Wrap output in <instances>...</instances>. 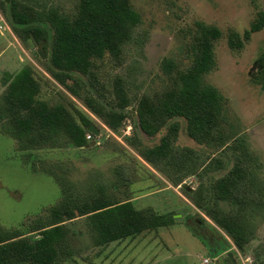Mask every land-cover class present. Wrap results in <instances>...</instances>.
I'll return each mask as SVG.
<instances>
[{
    "label": "trees",
    "instance_id": "1",
    "mask_svg": "<svg viewBox=\"0 0 264 264\" xmlns=\"http://www.w3.org/2000/svg\"><path fill=\"white\" fill-rule=\"evenodd\" d=\"M7 3L13 28L23 40L31 39L35 44L46 41V71L113 132L119 133L128 117H133L135 133L139 130L155 137L166 131L152 146L138 136L125 138L174 186L182 185L191 175L207 181V185L200 183L196 189L184 186L183 190L237 248L244 250L255 234L252 218L264 213V183L256 174L255 156L247 140L228 128L227 99L206 80L217 67L215 44L222 31L197 22L187 49L188 63L166 58L162 69L169 83L155 92H140L128 77L101 68L107 57L121 64L127 46L136 40L142 16L131 0H76L74 8L48 0ZM0 4L6 10L4 3ZM262 29L264 13L243 36L231 34L230 47L244 48L253 33ZM3 83L0 132L15 139L16 150L33 172L55 178L62 196L57 205L29 218L19 228L0 226V264H56L72 257L75 251L70 237L75 233L70 223L79 220H83L92 244L98 247L176 222L174 211L161 213L153 207L136 205L130 190L131 176L127 174L131 168L119 166L116 180L96 171L80 183L64 159L52 162L48 158L70 147H92L95 141L88 135H96L89 128L98 126L74 100L64 96L51 103L43 98L42 82L32 65H25L16 74L7 72ZM179 118L185 119L188 135L198 144L231 153L234 165L227 174L212 178V172L224 166L222 159L176 144L182 128ZM222 201L231 205L230 211L220 207ZM197 220V225L205 223L203 217ZM37 233L39 236H33ZM229 254L227 259L233 264Z\"/></svg>",
    "mask_w": 264,
    "mask_h": 264
},
{
    "label": "rangeland",
    "instance_id": "2",
    "mask_svg": "<svg viewBox=\"0 0 264 264\" xmlns=\"http://www.w3.org/2000/svg\"><path fill=\"white\" fill-rule=\"evenodd\" d=\"M1 2L6 10L0 4V25L3 26L0 30V97L5 90L3 78L6 73L16 74L25 65H32L42 82L43 98L51 103L64 96L74 100L78 107L92 115L100 130L95 137L88 135L95 141L92 147H70L63 154L57 151L48 158L52 162L57 158L64 159L73 171V178L80 183L96 171H100L106 179L116 180V169L127 166L131 168L127 172L132 180L130 190L139 208L153 207L161 213L174 211L175 215H180L173 225L146 231L105 247L92 244L83 220L72 222L70 225L75 234L71 235L70 242L75 254L62 258L56 264H230L227 259L229 253L234 255L236 264H264V213L252 218L255 234L249 244L244 250L237 248L232 238L206 211L197 208L183 190L184 186L196 189L200 183L207 185V181L201 182L197 175H191L185 178L182 185L174 186L164 173L146 162L125 138L138 136L152 146L166 131L155 137H148L139 130L135 133L133 117H128L121 131L113 132L81 100L51 77L46 71L48 52L42 59L37 44L31 39L23 40L15 32L7 0ZM48 2L74 8L76 0ZM131 2L142 16L136 40L127 46L121 64L112 63L107 57L101 65L102 70L128 77L140 92L158 91L170 81L162 69L166 58L188 63L187 49L197 22L217 26L222 31L215 44L217 67L206 76V80L227 99L228 128L247 140L255 156L256 174L264 183V29L253 33L240 50H234L229 45L231 34L243 36L264 13V0ZM177 121L182 127L177 145L195 148L224 162L221 169L212 172V178L217 179L232 169L234 158L229 151L198 144L188 135L185 119ZM61 196V187L55 178L44 172H33L16 150L15 139L0 132V226L19 228L29 218L43 215L57 205ZM220 203L222 209L230 211L228 202ZM198 217H203L205 223L197 225Z\"/></svg>",
    "mask_w": 264,
    "mask_h": 264
},
{
    "label": "water",
    "instance_id": "3",
    "mask_svg": "<svg viewBox=\"0 0 264 264\" xmlns=\"http://www.w3.org/2000/svg\"><path fill=\"white\" fill-rule=\"evenodd\" d=\"M46 41H42V42H37V46H38V52L40 54V56L42 57V59H45L47 54L44 48V44ZM89 130L94 133L95 135H99L100 134V130L98 129V127H96L95 125H92ZM180 215H175V219L178 221ZM230 258L233 261V264H236V259L234 258V255L232 253L229 254Z\"/></svg>",
    "mask_w": 264,
    "mask_h": 264
},
{
    "label": "built area",
    "instance_id": "4",
    "mask_svg": "<svg viewBox=\"0 0 264 264\" xmlns=\"http://www.w3.org/2000/svg\"><path fill=\"white\" fill-rule=\"evenodd\" d=\"M3 28V26L2 25H0V30ZM206 261H208V259L206 260Z\"/></svg>",
    "mask_w": 264,
    "mask_h": 264
},
{
    "label": "crops",
    "instance_id": "5",
    "mask_svg": "<svg viewBox=\"0 0 264 264\" xmlns=\"http://www.w3.org/2000/svg\"><path fill=\"white\" fill-rule=\"evenodd\" d=\"M251 148V147H250ZM225 251V250H224ZM223 253V252H222Z\"/></svg>",
    "mask_w": 264,
    "mask_h": 264
}]
</instances>
